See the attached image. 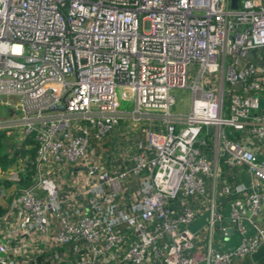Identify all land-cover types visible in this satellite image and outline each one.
<instances>
[{"label":"built area","instance_id":"built-area-1","mask_svg":"<svg viewBox=\"0 0 264 264\" xmlns=\"http://www.w3.org/2000/svg\"><path fill=\"white\" fill-rule=\"evenodd\" d=\"M0 96V132L36 148L0 168V264H232L263 244L264 0H0ZM228 196L241 242L220 251Z\"/></svg>","mask_w":264,"mask_h":264},{"label":"crops","instance_id":"crops-1","mask_svg":"<svg viewBox=\"0 0 264 264\" xmlns=\"http://www.w3.org/2000/svg\"><path fill=\"white\" fill-rule=\"evenodd\" d=\"M262 108H264V99H262ZM205 129L207 130V128ZM235 136L240 137V134L237 132L235 133ZM244 139H246V143L252 146L256 143V138H254L253 135L247 134ZM257 142H259V145L256 146L260 151V158L264 160V143L260 142L259 140ZM213 159L214 161H218L222 177L225 178L228 183H231L232 185L243 184L244 186H246L247 191L252 189L253 180L250 177V174H248L244 168L231 166L223 158H216V155H213ZM1 201L4 206L8 204V200L6 198L1 199ZM218 202L225 218L219 222L220 227H218L214 232L213 242L214 246L218 250L226 251L232 247H235L241 242V234L235 224L232 223L229 219L232 198L229 196L221 197L218 199ZM262 213L264 214V211ZM209 216V211L206 209H202V213L190 225V229L196 233L203 230V228L207 226L209 222ZM262 226L264 227V222L262 223ZM249 232H253L252 228H249ZM232 264H264V242L253 254V256L244 259H237Z\"/></svg>","mask_w":264,"mask_h":264},{"label":"rangeland","instance_id":"rangeland-1","mask_svg":"<svg viewBox=\"0 0 264 264\" xmlns=\"http://www.w3.org/2000/svg\"><path fill=\"white\" fill-rule=\"evenodd\" d=\"M191 74L194 75L195 71H191ZM118 101H119V109L124 111H129L133 107V100L134 96H125L121 88H118ZM174 97L176 98V104L173 106L172 110L174 112H188L190 111L191 107V100H192V94L190 92V89H174L172 91ZM4 97L0 96V113L2 115L8 114L9 106L3 102ZM12 136H6V142L3 145V147L0 149V153L4 154L7 150H18L20 149L18 143H14L13 145H10L9 139L11 141H15ZM8 144V145H7ZM17 144V145H16ZM11 189V188H10Z\"/></svg>","mask_w":264,"mask_h":264},{"label":"trees","instance_id":"trees-1","mask_svg":"<svg viewBox=\"0 0 264 264\" xmlns=\"http://www.w3.org/2000/svg\"><path fill=\"white\" fill-rule=\"evenodd\" d=\"M9 130H3L0 132V149L6 142V136H10ZM34 140L30 137L26 138L22 143V147L16 150H7L4 154L0 153V168L6 169L12 165L18 158L24 157L27 153L35 154ZM8 145V144H7ZM26 145H32L30 149L26 148ZM3 185L5 188L10 187L11 183L9 181L0 180V186ZM6 209L0 198V214H2Z\"/></svg>","mask_w":264,"mask_h":264},{"label":"water","instance_id":"water-1","mask_svg":"<svg viewBox=\"0 0 264 264\" xmlns=\"http://www.w3.org/2000/svg\"><path fill=\"white\" fill-rule=\"evenodd\" d=\"M238 6H239V0H232V7L238 8Z\"/></svg>","mask_w":264,"mask_h":264}]
</instances>
